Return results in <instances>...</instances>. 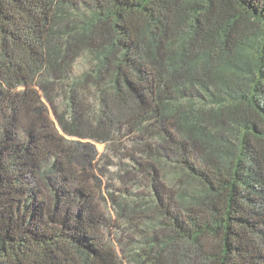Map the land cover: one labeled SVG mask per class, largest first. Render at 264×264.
<instances>
[{"label": "trees", "instance_id": "16d2710c", "mask_svg": "<svg viewBox=\"0 0 264 264\" xmlns=\"http://www.w3.org/2000/svg\"><path fill=\"white\" fill-rule=\"evenodd\" d=\"M122 229L137 264H264V0H0V264H121Z\"/></svg>", "mask_w": 264, "mask_h": 264}, {"label": "rangeland", "instance_id": "374dc122", "mask_svg": "<svg viewBox=\"0 0 264 264\" xmlns=\"http://www.w3.org/2000/svg\"><path fill=\"white\" fill-rule=\"evenodd\" d=\"M88 62H89V59L85 57L81 58L75 67L76 73L86 70L88 68V65H87ZM63 89L64 88H59L56 90V93H55L56 104L61 112H64L65 107H66V103L64 100L65 96L62 91ZM91 96L93 95L91 94ZM90 99H91L90 102L91 103L93 102L92 104L94 105L93 97H91ZM51 118L53 121L56 122V126L59 128L61 132L62 130L59 127L56 116L53 114L52 111H51ZM89 142L95 145L96 150L98 151V154H99L98 158L100 157L99 160L103 158V162L101 161V164H100V166L102 167V172H103L100 174V176L104 180V187L102 190V194L106 196V205L113 219L117 220L118 214L121 213V209L118 206L114 205V202L109 197V192H112L118 198H122L125 196L122 194L121 189L125 188L128 185L126 184L125 180L122 178L123 174H125V169H126L123 165L127 161L123 157H121L120 155H117L114 151H112V149L115 147L109 146L108 144L94 143L93 141H89ZM120 144L119 145L117 144L118 148L123 149L124 146L122 144L124 143L122 142ZM140 191L147 194V192L144 189H140ZM141 197L142 198H140L139 202H141V200H143L142 202L144 201H147V203L150 202L149 198H147L146 196L145 197L141 196ZM147 228L145 227L143 229L145 232L148 231V234H150L152 230V226H151V230L149 229V227ZM125 234H129V233H127L126 231H123V229L122 231L119 232V234L118 233L113 234L114 241L116 242L118 246L121 264H137L133 260L132 254L136 250L135 249L136 245H138L137 240L134 238H140L138 237L139 234L136 232H133L129 236L124 237ZM120 236H122V243L119 242ZM124 243L127 244L128 246L127 247L122 246ZM147 252H148V248H145V251L144 252L141 251V254L144 257H146L144 254H146ZM146 264H149V260L146 261Z\"/></svg>", "mask_w": 264, "mask_h": 264}]
</instances>
